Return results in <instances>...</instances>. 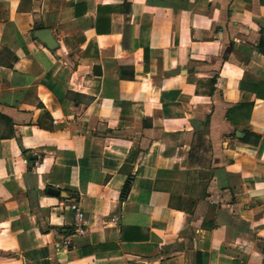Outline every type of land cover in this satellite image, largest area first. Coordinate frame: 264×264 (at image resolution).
Masks as SVG:
<instances>
[{
    "label": "crops",
    "instance_id": "0c3cea01",
    "mask_svg": "<svg viewBox=\"0 0 264 264\" xmlns=\"http://www.w3.org/2000/svg\"><path fill=\"white\" fill-rule=\"evenodd\" d=\"M261 83L264 0H0V264H264Z\"/></svg>",
    "mask_w": 264,
    "mask_h": 264
},
{
    "label": "built area",
    "instance_id": "2783aa9c",
    "mask_svg": "<svg viewBox=\"0 0 264 264\" xmlns=\"http://www.w3.org/2000/svg\"><path fill=\"white\" fill-rule=\"evenodd\" d=\"M74 224L73 231L71 234L67 235L62 240V246L64 249H70L73 245L74 238L84 237L88 230V221L85 218L84 214L80 211L78 207L74 209Z\"/></svg>",
    "mask_w": 264,
    "mask_h": 264
},
{
    "label": "trees",
    "instance_id": "16d2710c",
    "mask_svg": "<svg viewBox=\"0 0 264 264\" xmlns=\"http://www.w3.org/2000/svg\"><path fill=\"white\" fill-rule=\"evenodd\" d=\"M261 51L263 52V49H261ZM257 85L258 86L260 85L261 87H264V83L257 84ZM242 89H243V85H242ZM254 94H256L259 98L264 100V92H262V93L254 92ZM130 184H131V180H129L128 183L126 184V186L124 187L122 200L125 199V197L127 196L128 192L130 190ZM202 227L205 230H211L214 227V225L203 224ZM197 264H201V258L200 257H198V263Z\"/></svg>",
    "mask_w": 264,
    "mask_h": 264
},
{
    "label": "water",
    "instance_id": "95a60500",
    "mask_svg": "<svg viewBox=\"0 0 264 264\" xmlns=\"http://www.w3.org/2000/svg\"><path fill=\"white\" fill-rule=\"evenodd\" d=\"M47 192H48V195L52 197H59L63 195L60 191H58L57 189H53V188H49Z\"/></svg>",
    "mask_w": 264,
    "mask_h": 264
}]
</instances>
